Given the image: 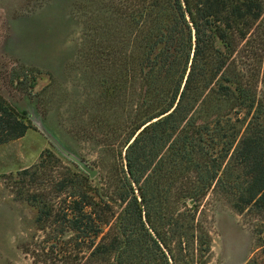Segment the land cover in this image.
<instances>
[{
  "label": "trees",
  "instance_id": "16d2710c",
  "mask_svg": "<svg viewBox=\"0 0 264 264\" xmlns=\"http://www.w3.org/2000/svg\"><path fill=\"white\" fill-rule=\"evenodd\" d=\"M98 2L87 57L112 160L102 156L95 177L59 172L62 159L46 149L5 176L37 211L25 252L34 264H206L201 206L212 193L258 216L264 232L263 1ZM26 119L0 92V144L23 137Z\"/></svg>",
  "mask_w": 264,
  "mask_h": 264
},
{
  "label": "rangeland",
  "instance_id": "374dc122",
  "mask_svg": "<svg viewBox=\"0 0 264 264\" xmlns=\"http://www.w3.org/2000/svg\"><path fill=\"white\" fill-rule=\"evenodd\" d=\"M100 16L98 0H0V92L27 112L30 126L23 137L0 144V264H34L23 246L37 232L36 208L14 199L5 176L34 165L46 149L62 159L59 172L65 165L87 171L82 162L97 176L100 158L112 160L110 151L102 154L108 141L98 119L99 73L87 57L99 40ZM260 32L262 38L264 19ZM258 45L264 96V45ZM16 76L22 81L12 82ZM201 211L212 237L206 264H264L258 216L237 212L219 193Z\"/></svg>",
  "mask_w": 264,
  "mask_h": 264
},
{
  "label": "water",
  "instance_id": "95a60500",
  "mask_svg": "<svg viewBox=\"0 0 264 264\" xmlns=\"http://www.w3.org/2000/svg\"><path fill=\"white\" fill-rule=\"evenodd\" d=\"M27 112L24 110L22 111V114L25 115ZM68 153V152H67ZM71 155V154H69ZM73 157V155H71ZM74 158V157H73ZM82 166L90 173L91 177H95L96 174H97V171L96 170H93V169H90L88 166H86L85 164H83L81 162Z\"/></svg>",
  "mask_w": 264,
  "mask_h": 264
}]
</instances>
